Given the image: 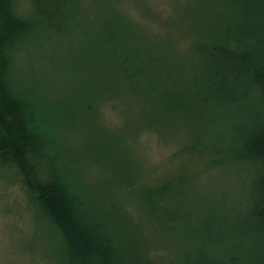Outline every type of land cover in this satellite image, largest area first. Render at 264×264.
Here are the masks:
<instances>
[{
	"label": "trees",
	"instance_id": "1",
	"mask_svg": "<svg viewBox=\"0 0 264 264\" xmlns=\"http://www.w3.org/2000/svg\"><path fill=\"white\" fill-rule=\"evenodd\" d=\"M95 1L84 10L81 0H26L21 12L19 0H0V169H13L28 209L56 236V263L152 264L151 235L163 250L160 264H264V55L253 44L263 38L264 52L263 13L254 24L225 23L253 0H213L217 9L225 3L214 13L225 20L183 50L137 38L114 2L101 24L83 31L90 6L103 0ZM207 9L187 16L199 27ZM50 47L49 63H41L44 52L33 51ZM99 90L129 95L138 120L129 135L147 128L176 151L151 165L132 158L127 131L119 130V144L99 119ZM246 92L254 109L243 132L245 117L234 112ZM228 166L248 176L243 211L228 203L233 195L221 181L196 189L201 176ZM114 184L133 194L146 236ZM196 223L204 235L185 236Z\"/></svg>",
	"mask_w": 264,
	"mask_h": 264
},
{
	"label": "rangeland",
	"instance_id": "2",
	"mask_svg": "<svg viewBox=\"0 0 264 264\" xmlns=\"http://www.w3.org/2000/svg\"><path fill=\"white\" fill-rule=\"evenodd\" d=\"M90 0H81V8H88L86 2ZM96 0L95 2H99ZM114 2L111 10L116 12L118 19L125 21L131 27L136 25L137 27L132 28L134 32L136 29L139 31L137 38L149 37L152 40L157 41H168L175 42L179 48L185 50L187 44L193 43L194 40L202 37L203 31H207L208 27L213 23L219 26L220 22L225 20V15H222V8L224 2L219 4V8H216L213 0H103L98 4H92L88 12V18L85 23L82 24L84 27L83 31L90 25L98 26L102 23L100 14H105L109 10L105 4L106 2ZM208 3L213 4L209 6ZM207 6V11L204 16L207 19H201V24L198 27L199 20L190 19L187 14L194 11L199 6ZM19 9L24 12L27 9L26 0H19ZM110 10V11H111ZM215 10L221 12L214 15ZM264 0H253L247 5L242 12L232 13L225 23L242 25L245 22L254 24L261 21L260 15L263 13L264 23ZM202 16V15H201ZM200 16V17H201ZM194 16H191L193 18ZM214 25H211V29L208 30L210 33H205L203 37L209 36L213 33ZM100 28V27H99ZM92 30V29H91ZM90 30V31H91ZM98 30V29H97ZM148 35H144L141 31ZM82 31V32H83ZM88 31V32H90ZM124 34L127 30H122ZM142 33V34H139ZM150 40V39H149ZM200 40V39H199ZM263 38L258 42L253 41V44L257 47V51L264 55L263 52ZM49 45V43H45ZM250 46V45H249ZM41 53L39 61L49 63L53 48L49 49H37L33 52ZM99 54L102 52L99 51ZM178 54V50H176ZM169 55V52H167ZM85 56L84 49L79 51V56ZM79 56L77 58H79ZM264 58V56H263ZM47 65V64H45ZM43 65V68L45 67ZM47 67L50 68V65ZM49 74H53L52 70L48 71ZM211 74V73H207ZM213 77V75L211 74ZM71 94H77L76 91H72ZM98 97L106 94L104 90H99L95 93ZM128 94H124L123 98L117 95H108L101 98L99 105L97 106L99 111V119L101 123L106 126L110 131L115 132L114 137L116 142L121 144L119 136V130H126L128 135L126 138V144L132 158L140 159L141 164L151 165L159 160L165 158L167 155L175 152L177 146L169 138H159L156 134L149 131L147 128H141L138 130V134L135 136L129 135L131 128L128 125L135 124L138 120L132 118L134 112L131 111L132 102L126 101L124 98H128ZM66 99V98H65ZM237 104L240 102L238 109L234 112V117H245L241 126L238 125L241 131L245 132L250 124L252 111L254 109L253 103L249 98V93H242L241 97L237 99ZM139 126V125H138ZM57 130V129H56ZM99 136H104L100 134ZM122 140V139H121ZM123 146L125 142L122 141ZM229 147V146H228ZM96 169L98 165H94ZM232 169L227 172L217 173L216 177H209L207 175L201 176L202 179L198 180L197 191L205 189L210 191L215 188L216 185L222 182L225 187H230V194L233 195L228 197V203L232 202L236 204L239 210L243 211V205L246 203V197L244 187L248 183V176L244 171L235 169L234 166H228ZM214 171V170H213ZM86 177L90 182H93L96 177V170H90ZM221 181V182H220ZM204 182V184H203ZM115 183V182H114ZM118 184L112 186L114 194L121 195V199H125V211L130 210L132 216L129 217L132 220V224H140V236L147 235L148 229L146 221L140 219V215L134 211L133 194H129L126 190H120ZM247 189V188H246ZM93 193H96L98 200L102 199V195L97 188H92ZM24 191L20 189L18 179L11 168L0 169V264H57L56 260V245L53 239L56 241L57 238L50 237L46 234L45 230H42V220L38 216H34L28 209L26 204V197ZM92 196V195H90ZM240 196V197H239ZM138 216V220L137 217ZM143 225V226H142ZM202 236L204 232L198 225L195 224V230L185 231V236H191L192 234ZM151 236V235H150ZM148 238L149 246L145 251H148L149 257H155L152 264H160L163 250L157 239Z\"/></svg>",
	"mask_w": 264,
	"mask_h": 264
}]
</instances>
